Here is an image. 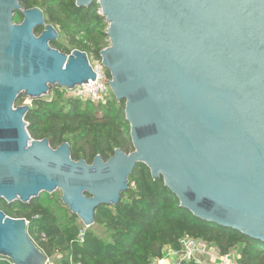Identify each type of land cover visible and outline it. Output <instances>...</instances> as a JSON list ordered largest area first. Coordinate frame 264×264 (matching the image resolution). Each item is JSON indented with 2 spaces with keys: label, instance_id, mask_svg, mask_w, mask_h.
<instances>
[{
  "label": "water",
  "instance_id": "obj_1",
  "mask_svg": "<svg viewBox=\"0 0 264 264\" xmlns=\"http://www.w3.org/2000/svg\"><path fill=\"white\" fill-rule=\"evenodd\" d=\"M21 1L0 0V202L61 192L91 228L141 164L195 218L264 244V0H76L97 1L108 24L101 65L134 148L91 164L68 142L33 139L30 106L16 107L96 80L87 53L53 48L60 33ZM28 227L0 210V259L49 264Z\"/></svg>",
  "mask_w": 264,
  "mask_h": 264
},
{
  "label": "trees",
  "instance_id": "obj_2",
  "mask_svg": "<svg viewBox=\"0 0 264 264\" xmlns=\"http://www.w3.org/2000/svg\"><path fill=\"white\" fill-rule=\"evenodd\" d=\"M21 4L25 10L40 8L46 22L67 36L74 51L85 52L101 62L100 54L107 47L108 24L99 14L97 1L88 8L77 7L76 0H22ZM23 21L24 16L17 13L15 22ZM42 31L38 29L37 35ZM80 34L84 36L81 39ZM51 46L71 54L58 42ZM112 97L108 105L95 106L66 97L54 88L48 97L32 101L25 117L28 132L35 140L48 139L52 147L68 142L73 159H84L89 164L98 155L107 161L116 149L131 153L134 150L131 151L124 104H119L113 94ZM22 100L23 95L16 104ZM88 144L91 149L85 150ZM56 193L43 194L28 205L1 201L0 210L8 217L26 219L28 234L38 248L49 259L62 255L58 264H152V260L162 258L167 248L180 250L184 237L216 247L223 255L234 253L238 264H264V244L195 218L180 207L163 179L154 180L144 165L136 167L130 189L118 206L96 210L95 225L85 231L82 243L79 236L84 226L61 198L55 199ZM96 227L104 230V237L97 235ZM0 264L9 263L0 259Z\"/></svg>",
  "mask_w": 264,
  "mask_h": 264
},
{
  "label": "built area",
  "instance_id": "obj_3",
  "mask_svg": "<svg viewBox=\"0 0 264 264\" xmlns=\"http://www.w3.org/2000/svg\"><path fill=\"white\" fill-rule=\"evenodd\" d=\"M96 74L94 82L77 87L73 91L60 89L62 92L70 94L69 97L77 98L83 102H90L95 106H106L112 99V92L109 86L111 78L108 77L101 62L92 64ZM89 229L84 227L80 233L79 241H84V233ZM62 258V255H59ZM9 264H13L9 260ZM50 264V260H49ZM152 264H238V258L234 253L223 255L219 249L203 243L200 240L184 237L180 241V250L167 248L162 258L152 260Z\"/></svg>",
  "mask_w": 264,
  "mask_h": 264
},
{
  "label": "rangeland",
  "instance_id": "obj_4",
  "mask_svg": "<svg viewBox=\"0 0 264 264\" xmlns=\"http://www.w3.org/2000/svg\"><path fill=\"white\" fill-rule=\"evenodd\" d=\"M99 14H101V11L99 12ZM17 24H20L19 22H16ZM47 24H50V23H47ZM50 25H52V24H50ZM53 27H54V25H52ZM56 28V30L60 33V39H59V41H58V43L63 47V48H65V49H67V50H70L71 51V53L74 51L73 50V47L70 45V42H69V40L67 39V36L65 35V34H63L62 33V31L59 29V28H57V27H55ZM106 28V27H105ZM104 28V29H105ZM84 36H83V34H80L79 36H78V38L79 39H81V38H83ZM107 45V47H109L110 46V43H109V40H107V42L105 43V46ZM106 47V48H107ZM89 59H90V61H91V63L92 64H96L98 61H96V59H94L92 56H89ZM54 89V88H53ZM52 91V90H51ZM62 92V91H61ZM65 94V96L66 97H68V96H70V94H67V93H64ZM113 98V97H112ZM25 105H28V106H32V101H31V99H29L28 97H24L23 96V100L20 102V103H18V104H16V107H22V106H25ZM91 110V109H90ZM94 112V111H93ZM130 128V127H129ZM133 146V145H132ZM132 146H131V151L132 150H134L133 148H132ZM53 148H56V147H53ZM91 149V145H87V146H85V150H88V149ZM62 197V193L61 192H57L56 194H55V199H60ZM81 224V223H80ZM96 229V231H97V229H100L99 227H96L95 228ZM59 261H60V258H58V256L56 255V256H54L53 258H51L50 259V264H58L59 263Z\"/></svg>",
  "mask_w": 264,
  "mask_h": 264
},
{
  "label": "crops",
  "instance_id": "obj_5",
  "mask_svg": "<svg viewBox=\"0 0 264 264\" xmlns=\"http://www.w3.org/2000/svg\"><path fill=\"white\" fill-rule=\"evenodd\" d=\"M82 225H83V224H82ZM96 232H97V235H98V236L104 237V235H105V234H104V230H102L101 228H100V229H97ZM101 237H100V238H101ZM57 256H58V258H59V255H57ZM49 260H50V259H49Z\"/></svg>",
  "mask_w": 264,
  "mask_h": 264
}]
</instances>
